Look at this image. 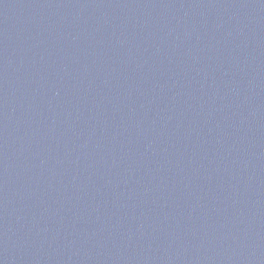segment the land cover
Instances as JSON below:
<instances>
[{
	"label": "water",
	"instance_id": "95a60500",
	"mask_svg": "<svg viewBox=\"0 0 264 264\" xmlns=\"http://www.w3.org/2000/svg\"><path fill=\"white\" fill-rule=\"evenodd\" d=\"M0 264H264V0H0Z\"/></svg>",
	"mask_w": 264,
	"mask_h": 264
}]
</instances>
